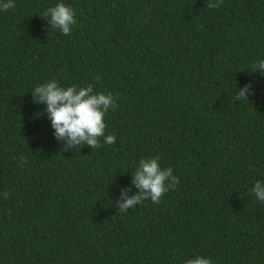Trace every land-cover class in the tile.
Listing matches in <instances>:
<instances>
[{
    "label": "trees",
    "instance_id": "obj_1",
    "mask_svg": "<svg viewBox=\"0 0 264 264\" xmlns=\"http://www.w3.org/2000/svg\"><path fill=\"white\" fill-rule=\"evenodd\" d=\"M63 2L69 35L57 0L0 12V264H264V0ZM52 78L117 98L113 144L64 150L31 99ZM148 156L179 183L119 212Z\"/></svg>",
    "mask_w": 264,
    "mask_h": 264
},
{
    "label": "clouds",
    "instance_id": "obj_2",
    "mask_svg": "<svg viewBox=\"0 0 264 264\" xmlns=\"http://www.w3.org/2000/svg\"><path fill=\"white\" fill-rule=\"evenodd\" d=\"M220 0H208L207 7H219ZM15 7V0H0V12H5ZM42 15L46 17L51 29H58L63 35H69L76 24L75 13L72 7L63 0H57L54 6L47 8ZM253 72L264 75V59L252 64ZM99 80V77H96ZM250 86L245 85L239 89V95L246 97ZM31 99L36 104H43V114L50 122L52 135L58 142H63L64 150H73L80 145L89 148L100 146L99 137L104 144L111 145L115 142L114 134L105 135V115L110 109L116 107V97L106 91L94 92L91 84L84 87L76 85L61 86L55 78L37 84L31 90ZM159 156L141 157L132 173V185L137 189L135 195L128 197L121 190V200L117 201L119 212L141 204L145 200L158 203L161 196L170 188L179 183L173 175L172 167L161 168ZM255 199L264 203V181L257 180L250 189ZM0 197L7 199L6 192ZM184 264H213L211 257L196 255L185 259Z\"/></svg>",
    "mask_w": 264,
    "mask_h": 264
}]
</instances>
